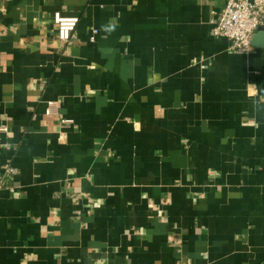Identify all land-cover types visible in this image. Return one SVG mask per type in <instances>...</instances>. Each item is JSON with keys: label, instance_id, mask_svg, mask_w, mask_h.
I'll use <instances>...</instances> for the list:
<instances>
[{"label": "crops", "instance_id": "crops-1", "mask_svg": "<svg viewBox=\"0 0 264 264\" xmlns=\"http://www.w3.org/2000/svg\"><path fill=\"white\" fill-rule=\"evenodd\" d=\"M226 4L0 0V264H264V46Z\"/></svg>", "mask_w": 264, "mask_h": 264}, {"label": "built area", "instance_id": "built-area-1", "mask_svg": "<svg viewBox=\"0 0 264 264\" xmlns=\"http://www.w3.org/2000/svg\"><path fill=\"white\" fill-rule=\"evenodd\" d=\"M54 20L58 27L60 41L69 42L80 17L64 15L58 11L54 15ZM261 27H264V0H227L226 6L218 15L213 34L231 40L234 50L244 54L254 51L253 38ZM97 33L98 30L95 29L91 36L92 41L96 40ZM47 112L51 113L50 110ZM12 172H15L14 168L8 171V173ZM2 178L3 176L0 175V180Z\"/></svg>", "mask_w": 264, "mask_h": 264}, {"label": "water", "instance_id": "water-1", "mask_svg": "<svg viewBox=\"0 0 264 264\" xmlns=\"http://www.w3.org/2000/svg\"><path fill=\"white\" fill-rule=\"evenodd\" d=\"M253 44L257 46H264V27H261V29L255 34Z\"/></svg>", "mask_w": 264, "mask_h": 264}]
</instances>
